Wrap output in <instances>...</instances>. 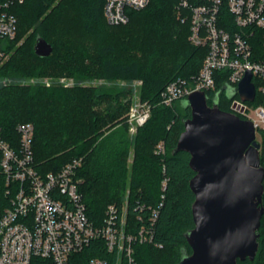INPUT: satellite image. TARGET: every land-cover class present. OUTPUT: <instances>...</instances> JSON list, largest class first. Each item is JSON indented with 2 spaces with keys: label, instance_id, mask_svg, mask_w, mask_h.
Masks as SVG:
<instances>
[{
  "label": "trees",
  "instance_id": "obj_1",
  "mask_svg": "<svg viewBox=\"0 0 264 264\" xmlns=\"http://www.w3.org/2000/svg\"><path fill=\"white\" fill-rule=\"evenodd\" d=\"M179 3L148 0L140 9H126V23L111 25L103 13L104 0L14 2L10 10L16 16L17 31L9 48L19 38L23 41L0 65L3 139L17 147V125L32 123L33 161L43 172L57 171L73 158H82L76 178L89 219L101 222L106 206L112 203L125 206L127 220L139 225V215L157 206L153 242L133 244L136 264H177L184 253L192 252L185 232L194 227L189 180L195 171L189 166L188 152H173L191 110L181 100L170 107L158 104L165 85L176 78L191 80L205 55L203 47L188 39L190 21ZM73 11L80 40L68 31ZM37 36L52 45L49 56L34 53ZM216 73L219 77L222 72ZM28 76H70L76 83L19 82ZM89 79L103 83L84 85ZM137 80L141 81L138 95L151 109L145 123L130 135L126 115L133 88L118 82ZM222 85L218 79L214 90L206 91L209 105ZM230 101L222 91L219 108L225 110L222 104ZM257 141L264 168V132L257 133ZM159 143L164 145L163 153L156 152ZM262 184L264 189V177ZM5 187L0 174V209L9 203ZM258 233L255 256L237 264H264V212ZM92 256H108L101 240L91 242L76 258L84 264Z\"/></svg>",
  "mask_w": 264,
  "mask_h": 264
},
{
  "label": "built area",
  "instance_id": "obj_2",
  "mask_svg": "<svg viewBox=\"0 0 264 264\" xmlns=\"http://www.w3.org/2000/svg\"><path fill=\"white\" fill-rule=\"evenodd\" d=\"M20 1L0 0V65L17 31L10 8ZM147 2L104 0L103 13L109 24H124L127 8L140 9ZM179 7L188 13V39L203 47L205 55L191 80L176 78L165 85L158 104L170 107L193 91H213L218 79L237 87L249 71L256 106L238 94L230 103L234 113L253 122L256 135L264 132V0H180ZM217 71L222 72L219 77ZM135 83L139 86L141 81ZM150 109L151 104L135 93L126 115L130 135L145 123ZM16 129L19 144L13 147L0 128V174L9 196L8 205L0 209V264H79L76 255L98 240L108 256H92L84 264H136L133 244L153 242L157 206L139 215L136 225L127 220L125 206L111 203L102 221L95 223L87 216L78 191L76 172L82 158H73L57 171L43 172L33 161V124L19 123ZM156 152H164L163 143Z\"/></svg>",
  "mask_w": 264,
  "mask_h": 264
},
{
  "label": "water",
  "instance_id": "obj_3",
  "mask_svg": "<svg viewBox=\"0 0 264 264\" xmlns=\"http://www.w3.org/2000/svg\"><path fill=\"white\" fill-rule=\"evenodd\" d=\"M33 50L47 57L53 47L37 36ZM222 91L228 99L238 94L242 101H253L251 73L247 71L237 87L223 83L211 105L204 91H193L180 101L191 116L184 120L173 152H188L195 174L189 180L194 227L185 232L192 252L184 253L177 264H237L252 259L258 249L264 212L260 144L251 120L219 108Z\"/></svg>",
  "mask_w": 264,
  "mask_h": 264
},
{
  "label": "rangeland",
  "instance_id": "obj_4",
  "mask_svg": "<svg viewBox=\"0 0 264 264\" xmlns=\"http://www.w3.org/2000/svg\"><path fill=\"white\" fill-rule=\"evenodd\" d=\"M69 30H71L73 32V36L75 37V40L82 39V37L79 36L80 30H79V25H78V22H77V16L75 15L74 11H73V17L70 19L69 24H68V31ZM22 41H23V39H20L19 38L15 42L14 46L11 49L8 50V52H7L6 56L4 57L1 65L5 64L9 60L11 54L13 53L14 48L16 46L20 45ZM59 45H62V42L61 41H60V44ZM94 45H95V43L92 41L91 42V50L92 51H94V49H95V46ZM3 80H5V79H3ZM55 81L58 82V83H61L63 85H64V83L61 82V81H64L65 84L67 83V86H71V85H73V84L76 83L75 80H74V78L73 77H70V76H59V77L44 76L42 78L41 77H37V76H28V77H24V78L19 79V82L22 83V84H28V83H30V84H36V83H41V84H45L46 86H48L47 85V82L49 84H51V83H53ZM101 83H103L102 80L89 79L87 81H84L83 84L84 85H98V84H101ZM118 83H119V85L125 86L126 88H130V87L133 88L132 98L134 97V94L135 93L138 94V86H137V83H135V81L134 82H131V83H126L124 81H119ZM256 104H257V100L256 101H253L252 103H249V105H251L253 107H255ZM221 107L223 109H225L226 111L233 112V109L231 107V103H229L227 105L224 103V104H222ZM249 112H251L250 109H249ZM256 139H257V135H256Z\"/></svg>",
  "mask_w": 264,
  "mask_h": 264
}]
</instances>
